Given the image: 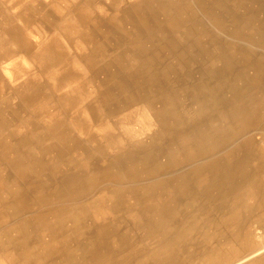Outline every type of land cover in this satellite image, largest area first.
<instances>
[{"label": "bare ground", "instance_id": "obj_1", "mask_svg": "<svg viewBox=\"0 0 264 264\" xmlns=\"http://www.w3.org/2000/svg\"><path fill=\"white\" fill-rule=\"evenodd\" d=\"M75 1L0 0V264L240 258L226 250L247 248L240 235L183 246L205 227L194 214L211 211L201 195L245 200L244 145L228 122L218 136L229 116L217 110L231 102L229 57L248 54L231 40L263 39L264 0ZM240 220L225 216L224 229Z\"/></svg>", "mask_w": 264, "mask_h": 264}, {"label": "rangeland", "instance_id": "obj_2", "mask_svg": "<svg viewBox=\"0 0 264 264\" xmlns=\"http://www.w3.org/2000/svg\"><path fill=\"white\" fill-rule=\"evenodd\" d=\"M86 2L87 0H77L75 1V4L86 6L85 5ZM123 2H124L125 7H130V2L128 1H123ZM189 2L192 3L194 10H202L198 5L193 4L194 2L192 1H189ZM24 6L29 11L30 10L33 11V9H29L30 8L29 5H24ZM93 12L95 16L98 14V12L96 11H93ZM31 13L33 14V12ZM51 26L52 25H49L50 29H51ZM3 27L4 26H2L0 29H3ZM259 28H264V24H261L257 28L256 27L253 28V31L258 30ZM252 32L250 34H252ZM262 35H263V39L261 41L254 39V37L252 36L250 40L244 39V38H237V39L233 38V40H231L235 48L243 49L245 50L246 53H248L247 55H243L242 57H237V56L229 57L230 61L233 62L232 74H235L234 77L232 75H229V78H235L237 79V81H239L241 77L238 74H240L241 72H244L243 70H245L247 73V75H245L244 77L247 78L248 80V88L247 89L245 88V90H248V91H245V90L241 91V88H239V85L235 81L233 85L235 88L234 93L236 94L242 93L245 95V98L248 96V92L252 94L254 92L257 93L258 89H261V90L264 89V79H263L264 76H262V79L256 85H254L253 80H252V77H254L255 74L257 73L264 74V32ZM31 39L35 41L37 39V36H32ZM255 65H257L261 69V71L257 72L256 70H253ZM9 68H12V67H9ZM4 75H5V79L10 82L11 79L9 76V70H5ZM227 93L230 94L229 91ZM46 97L51 102L53 101L52 99L54 96L51 92L47 91ZM219 98H220L218 99L219 102L222 103L223 96H219ZM246 99L247 100H245V104L246 105L250 104L249 103L250 100L248 101V98ZM256 102L258 104V100ZM262 102L264 106L263 97H262ZM239 103L240 102H235V104H239ZM223 110H226L225 106H222L219 110H217V113H220ZM218 122H219L218 123L219 128H221V130L223 129L221 132L218 133L219 137H223L224 135L228 134V132L223 134L224 130L226 129L224 125H226L225 123L228 122L227 125H229L231 128L229 137H231L230 140H233L232 144L235 143V144L244 145V154H243L244 157L243 155H241L235 158V160H238V159L244 160L245 166H264V118L261 121H258V120L256 121L254 128L252 129L250 133H247L248 135L245 138L241 136L238 138L235 137L239 133L240 134L242 133V131H240L239 124L237 123L233 124L229 119L228 121L218 119ZM232 136H233V139H232ZM85 148H86L85 152L89 154V159L92 162H95L97 166H103L105 156H103L100 152H98L95 149H92L90 147H85ZM116 166H118V168H121L122 165L117 164ZM245 174H246L245 188L247 192L244 196L245 198L244 202H240L235 198L236 197L235 194L237 192H235L234 194L232 193V195L230 196V199H228L229 203L227 205L221 204L220 202L216 203L217 201L220 200L218 196L212 197V201L215 202L214 204L208 203L207 198L204 197L203 195H201L198 198V204L211 211L210 213L205 212L202 214H194L198 219H200L199 223L200 224L202 223V225H205V227L202 228V230L200 231L198 230V232L196 233L192 232L193 235L189 237L190 242L187 245L183 246L184 248L187 249L186 250L187 253L189 251L192 254H197L202 249H210L211 247H213V245H215L212 243L214 242L216 238L222 239V236L231 238L232 235H240V239H239L240 241L243 240L249 243L248 245H246L247 248L245 250H242L240 243L233 244L227 247L228 248L226 249L227 251L230 252L232 249H236V251L239 252L241 256L238 259L226 261L225 263H222V264H252L256 260H260L263 258L264 256V214L261 212V209H262V203L264 202V176H263V172H260L257 169L252 170V171L245 170ZM227 209H230V210L228 211ZM227 215H231V216L234 215V216L240 217L241 219L239 222L240 228L238 231L235 230L234 228L224 229L223 222H224L225 216ZM182 224H190V223H189V220H186ZM177 231L182 232L183 229H176L174 233L176 234ZM216 231L218 233H216ZM189 232H191L190 229H189ZM236 233H239V234H236ZM232 239L233 238H231V240ZM222 248H225V247L222 246ZM184 254L186 253L182 251L181 256L184 257ZM252 255H253V257H251L252 259L249 261H246L249 259L247 257H250ZM193 256L195 257V255ZM193 261L195 262L196 260H193ZM133 264H145V263H143L140 260V262L138 261Z\"/></svg>", "mask_w": 264, "mask_h": 264}, {"label": "crops", "instance_id": "obj_3", "mask_svg": "<svg viewBox=\"0 0 264 264\" xmlns=\"http://www.w3.org/2000/svg\"><path fill=\"white\" fill-rule=\"evenodd\" d=\"M244 72H241L240 74H238L240 77L239 81H237V79L235 78H229L228 82L231 84V93L230 94H226V97L228 99H231V102L229 105L226 106V111H227V114L229 116V120L234 124V123H237L239 124V110L242 108L243 110H245L246 112H249V115L242 118V120H244L245 122V126L243 128V130H240L242 131V133L236 135L235 137H246L248 134L247 133H250L252 131V129L254 128L255 124H256V121H261L263 118H264V106L263 104H261V101H262V97L264 98V89H258V92L257 93H252L250 94V92H248V96L246 98H250L252 97L253 99H255L256 101L258 100V104L257 106H254V105H250V104H245V100H247L245 98V95L242 94V93H239V94H236L234 93V83L236 82L238 85H239V88H241V91L245 90V88L247 89L248 88V80L247 78H245L244 76L247 75L246 71L243 70ZM232 70L231 71H228L226 73V75H232L234 77L235 74H232ZM264 76V75H263ZM220 81H221V78H220ZM235 81V82H234ZM218 84V82H217ZM245 91H248V90H245ZM250 91V90H249ZM235 94V95H234ZM247 95V94H246ZM236 100V101H235ZM240 102L239 104H235V102ZM263 115V116H262ZM244 137V138H245ZM234 168L236 166H233ZM233 167L230 166V168L233 169ZM228 168V167H227ZM258 170L260 172H263V176H264V166H243V170H249V171H252V170ZM246 177V176H245ZM261 212L264 214V202L262 203V209H261ZM253 257L250 256V257H247L249 258L248 260L246 261H249L251 260ZM246 259V258H245ZM244 260V259H243Z\"/></svg>", "mask_w": 264, "mask_h": 264}]
</instances>
